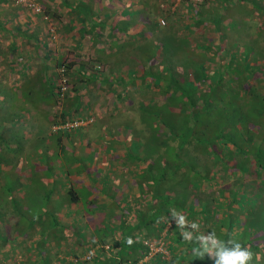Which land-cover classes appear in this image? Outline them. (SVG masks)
<instances>
[{"label":"trees","instance_id":"16d2710c","mask_svg":"<svg viewBox=\"0 0 264 264\" xmlns=\"http://www.w3.org/2000/svg\"><path fill=\"white\" fill-rule=\"evenodd\" d=\"M92 1L80 0L72 6L68 5V0H61V3L64 8L69 9L70 13L80 11L91 15L95 7L97 14L104 12L105 8L102 6L104 0H96L97 6H93ZM160 1L167 4L174 0ZM185 1L184 9L190 12L192 7L189 0ZM252 6L258 10L264 9L258 1H254ZM39 8L40 10L36 12H40L44 18L60 16V6L54 9L47 5H40ZM165 10L172 12L168 7ZM136 11L137 9L134 10ZM195 17H191L190 21H185L184 25L192 26L199 23ZM230 19L226 25L228 28L234 27L237 22L236 19L233 20L234 18L230 17ZM220 20V15H218L213 23L217 30H220L218 28ZM103 22L105 21L99 22L98 29L102 27ZM112 27L123 33L126 30L125 24L120 22L114 23ZM147 30L153 36L149 37L148 41L156 40L158 48L148 56L141 55L140 46L143 42L137 39L142 38V33L139 29L133 31V53L130 54L131 58L123 55L124 58L121 61L128 63L129 59L132 61L135 59L138 71L124 84H121L124 79L120 78L119 86H121L117 91L118 98L122 99L129 96L126 93V85L133 86L132 89L138 95L133 99L131 108L138 117L139 121L136 123L143 124L150 130L144 133L142 141L132 138L127 148L130 154L125 155L126 158H130L131 151L134 150V153H137L138 148V154L147 153L149 157L147 172L139 178L136 177V181L139 182L136 187L138 193L133 197L139 202V199L146 196L147 206L144 204L141 207L139 203H136L135 206L133 204V210L130 211L127 208L126 211L112 217L117 219L115 224L119 237L115 241L111 240L108 246L109 255L93 254L91 261H69L70 263L60 262V264H214L213 259H208L210 254L208 251L204 252L203 260L192 254L194 247L197 251H203L197 234L207 236L211 232H215L216 237L221 240L218 242L228 249L233 247L230 241H236L244 247H249L253 253L250 264H264V47L257 55L256 50L252 52L251 45L243 44L242 48L246 52L241 54L235 49L232 50L231 46L236 45V41H232L225 48L227 56L225 62L230 71V78H233L235 83L221 85L208 82L205 84V73L216 76L218 72L216 73V68L209 71L201 66L205 62L216 60H219L217 65L223 64L220 60L225 54L219 53L221 45L218 44L210 53L212 49L207 45L203 49L200 48L201 59L192 60L190 58L180 61L178 57L177 62L172 61L171 63L166 53L168 49L173 50L174 46L169 48L167 46L176 40L177 34L172 32L169 37L173 38L170 39L159 36L165 30H161L152 20L147 23ZM71 64L72 62L66 61L65 58L57 59L54 63L56 70L59 67L63 68L66 77L68 76L67 69ZM130 65L128 64L129 68H132ZM219 68L225 71L223 67ZM55 74L57 75V72ZM194 75H196L195 78H193ZM57 86L56 83L54 92L52 89L49 91L54 93L55 104L59 102L62 109V100L68 89L60 100L56 90ZM147 91L150 93L148 97L146 96ZM175 94L180 95L176 97ZM157 101L166 106L157 105ZM168 107L173 111H164V108ZM62 115L63 112L60 117L61 122L66 119ZM60 121L55 118L51 124ZM137 129L140 131L139 127ZM191 146L196 153L204 152L207 157L211 158L212 165L203 166L196 162V158L193 159L194 161H186L182 156ZM135 156L133 154V157ZM137 158L140 156L137 155ZM213 166L218 167L227 175L235 174V177L228 185L218 187L215 194H209L203 198L199 194L201 190L213 188L212 184L219 177L212 169ZM13 167V165L9 167L10 171L0 170V227L6 212L20 217L26 214L18 211L19 198L15 197V190L25 187L27 183L19 180L17 185L13 182L7 184V190L12 191L2 189L4 182H1L5 174L14 179ZM192 167L194 170L190 172ZM173 174L178 177V181H171L174 178ZM245 175L252 177L250 183H246L243 179ZM74 198L72 197L71 200ZM129 213H132V219L127 220ZM173 213L183 215L190 223L196 222L200 225L199 229H186L189 231L191 240H185L182 237V230L177 227L175 221L168 224ZM31 215L32 217H29L31 225L37 224L38 220L40 224L46 221V227L40 228L37 224L41 232L56 222L53 214ZM48 215L51 216L49 219V221L52 220L51 222L47 220ZM21 228L20 225L13 226L14 231L23 232ZM2 234L0 230V247L6 241V237ZM6 235L8 237V233ZM129 237L133 240L132 244L128 243ZM159 237L168 250V256H161L158 252L148 256V246L144 240L154 242ZM36 249L40 252L42 248L38 244ZM217 250L212 248L211 253L214 255ZM146 255L147 257L144 258ZM257 255L261 257L259 261L256 258ZM30 264L51 263L46 254H40L37 260Z\"/></svg>","mask_w":264,"mask_h":264},{"label":"crops","instance_id":"0c3cea01","mask_svg":"<svg viewBox=\"0 0 264 264\" xmlns=\"http://www.w3.org/2000/svg\"><path fill=\"white\" fill-rule=\"evenodd\" d=\"M79 1L68 0V5L72 6ZM134 1L125 0L122 9L116 12L113 9L114 0H105V4L102 5L105 8L104 12L97 14L95 7L94 13L87 15L80 11L70 13L68 8H64L61 0H36V4L39 6L47 5L54 9L60 6V16L44 18L40 12L25 7L23 4L12 3V0H0V85L13 91L9 102H14L10 108L11 116L8 115L6 118H14L16 129H20L17 128L20 125L23 127L26 122L34 125L31 133L35 128L39 129L43 122L44 126L35 133L36 139L40 138L43 144L55 142L60 148L67 143L74 150L87 145L92 149L91 152L94 156L92 159L95 160L85 161L78 158L72 160L59 157L50 160V157L53 158L58 152L43 151V148L41 153H33L34 156L30 155L25 161L12 164L15 167L13 170L14 179L29 183L30 178L32 183L34 182L30 191L26 190L27 185L18 190V194L15 196L19 197L20 202L18 203L20 204L18 205L26 203V206L18 207V211L26 214L60 215L61 218H58L60 227L59 231L52 230V232L54 231L53 235H51V230L46 229V239L48 235H51L53 237L50 238L55 240L53 245L55 251L51 250V253L48 254L43 249L38 252L37 249L27 248L29 245L37 247L32 243H41L46 247L49 240L40 238V228L37 224L33 223L27 226L21 235H16L10 241L7 239L0 247V264L5 262L6 264H30L37 260L43 252L48 256L51 264L70 263L69 261H73L70 255L84 253L85 244L83 242L86 241H90L94 246L97 244L98 249L95 252L97 256L104 253L109 255L108 246L111 240L115 241L119 237L115 224L117 219L112 217L121 214L127 208L130 211L134 209L135 205L133 206L131 201L137 192L132 194L130 186L128 187L126 184L129 183V177L132 176V172L128 169L130 164L125 163L126 157L120 158L118 154L121 151L116 150L118 140L123 138V143L128 147L133 137L129 138L130 140L125 138L122 132L123 126L116 128L120 123L119 114L122 111L126 112L124 109L119 110L120 103L125 101L126 97L119 99L117 96L118 88L121 85L119 86L120 75L117 74V64L115 63L118 61V52L124 51L125 55V50L122 49L130 47L134 43L133 31L139 29L142 38H144L145 32L149 33L147 23L150 21V16L140 15L139 18H136L134 14L137 11L143 12L142 9H139L143 3L139 2L140 6L134 12L136 10L133 7ZM236 2L246 3V0H236ZM91 3L93 6H97L96 0ZM132 15L133 17H131ZM195 16V19L199 20L201 15L195 14ZM103 20L105 22L98 29L99 22ZM138 21L142 27L136 26ZM117 22L125 24L124 33L112 27ZM89 23L93 25L91 29H89ZM50 24L54 26L55 35L53 38L50 35ZM193 32L196 35V30ZM128 54L125 55L126 58ZM60 58L72 62L67 69L69 89L62 100L60 112H63L62 116L65 118L81 116L89 121L74 128L60 127L57 130H51V121L56 117H61V113H58L57 116L55 114V96L49 91L50 89L53 91L56 86L57 75L54 63ZM3 81H5L4 84ZM119 129H121L120 133H118ZM4 130L7 132V128ZM9 134L11 133L9 132ZM15 134L19 133L15 130ZM118 134L123 137H119ZM11 136L15 137L14 134ZM19 136H21L20 141L29 139V136L24 137L23 132ZM51 154L52 156H50ZM4 166L9 167L10 165ZM72 167L75 169L73 170ZM107 177L109 185L116 187L121 194L115 203L111 201V193H97L100 185L96 187V182L97 184L105 182ZM58 183L68 184L71 195H65L66 190L61 188ZM80 184H84V186L78 187ZM132 188L136 189V187ZM125 193L129 195L124 196ZM29 195H32V199L27 198ZM60 195L61 198L56 201L58 205L56 202H50ZM64 195L65 197H63ZM72 197H75L74 200H71ZM28 204H33L35 209L27 211ZM57 208L58 210H56ZM66 208L70 210L68 211ZM96 214L98 220L92 226L91 222ZM91 215L93 216L91 217ZM69 217L71 219L68 223L72 221L71 224L76 222L79 225V222H82L83 225L91 226L89 235L84 236L78 230L73 233L74 230H70L69 224L64 221ZM103 220L105 222H102ZM67 231L74 234V237L72 235L71 241L68 240L65 243L63 240H65L64 234ZM57 235L58 237L54 238ZM105 241L107 242L105 243ZM59 242H63L65 246L68 244L70 246V243L73 242L74 245L76 242L77 246L72 251H60L61 244ZM101 243L106 244L107 247L100 246L103 245Z\"/></svg>","mask_w":264,"mask_h":264},{"label":"rangeland","instance_id":"374dc122","mask_svg":"<svg viewBox=\"0 0 264 264\" xmlns=\"http://www.w3.org/2000/svg\"><path fill=\"white\" fill-rule=\"evenodd\" d=\"M33 1L36 2V0H33ZM104 2H105V0H104ZM139 2L141 4L143 3V6L139 7L140 6ZM188 2L190 3V5L192 7L190 12L189 11L187 12L184 9L185 5H186L185 0H174L172 3H167V4L164 3L163 1H160V0H138V2H136V0H135L133 2L134 9H137L139 7V9L140 10L142 9L143 12L139 11V12H136L134 15L136 16V18L137 17L139 18L140 15L141 16L149 15L150 21L151 20L154 21V23H156V25L158 27H160L161 30H165L164 33L162 31V34H160L159 36H164L165 38L170 39V38H173V37H169L172 32L177 34L176 37L178 38V40H177V38H175L176 40H173V42H170V44H168V46H167L168 48L174 46L173 50L167 48L168 51L166 53V56L168 58L170 57L171 63H173L172 61L177 62L179 60V59H177L178 57H180V61L189 60L190 58H192V60H194V59L196 60V58L201 59L200 48L203 49V47L205 45H207L210 49H212L209 51V53H210L211 51H214L215 47L218 44L221 45L222 47H221L219 53L221 55L225 54V56H223V58H221V60H220L221 63H223V64L217 65L216 63H218L219 60H216L214 62H205V64H203L201 66L203 68L209 69V71L211 69L216 68L217 69L216 73L218 72V75H216V76L215 75L211 76L209 73H205V75H206L205 84L208 82H211V83L214 82L215 84H221V85H229V84L235 83V80L233 78H230V74H229L230 71L227 67V64H226L227 62H225V60L227 59V56L225 53V48H227L232 43V41L233 42L236 41V45L234 44V46H231L232 50L235 49V51H237V52L239 51L241 54H244L246 52V50H244V48H242L243 47L242 45L248 44V46L249 45L252 46V49H253L252 52H254L256 50L258 52L257 55L259 53H261V50L264 47V9L258 10V8H255L254 6H252V5H254V0H246V3L236 2V0H189ZM12 3L23 4L25 7H27L24 3L20 2V1L16 2L15 0H12ZM258 3H259V5L264 7V0H258ZM124 5H125V0H116V1L114 0L113 9H114V11L116 10V12L117 11L119 12V10L122 9V7ZM167 7L169 8V10H172V12L165 10V8H167ZM147 10L150 12H148ZM195 14L201 15L200 16L201 19L199 17V23H197L195 25L193 24L192 26L191 25H187V26L184 25L186 23L185 21H188V20L190 21L191 17L192 18L195 17ZM218 15H220V18H221L220 24L218 25V28H220V30H217L216 27L213 25V23L216 21ZM131 17H133V15ZM230 17L234 18L233 20L236 19L237 22H236V25L234 27L228 28V27H226V25H227V22L229 20H231ZM160 20H162L163 22H160ZM138 22H137V25L135 23L136 26L140 25V22L139 23ZM128 24L130 25L132 23H128ZM230 25L232 26V24H230ZM91 26H93L92 23H89V29H91ZM228 26H229V24H228ZM141 27H142V25H141ZM49 30L51 32L50 35L53 38L55 35L53 24H50ZM195 30H196V35L193 32ZM222 34H223V36H221ZM139 35H140V33H139ZM146 36H147V38H145ZM149 37L151 38L153 36L150 33L145 32L144 38H140V39L138 38L137 39L138 41L143 42L142 45L140 46L141 55H143V56H148L149 54L152 53L153 50L156 51L158 48V46H157L158 43H155L156 40H151L149 42L148 41ZM144 39H145V41H144ZM151 42H154V43H151ZM172 43H174V45H172ZM133 44H132V46H130L126 49H122V50H125V55L129 53L128 56L130 58H131V55L133 53V50L131 52V49L134 46ZM236 46H237V50H236ZM118 53H119L117 56L118 61L115 62L117 64V68H116L117 74L120 75L118 80H120V78H123L124 80L121 84H124L125 82L129 81L130 78H132V75L136 71H138V68L135 65V63H136L135 59L133 61H132V59H129L128 63L126 61H121L124 58V57H122L124 55V51H121ZM128 64H131L130 66L132 68H129ZM176 64H179V63H176ZM218 66L223 67L225 69V71H223V69H220ZM55 71H57V70L55 69ZM219 75H220V77H219ZM195 76L196 75H194L193 78H195ZM198 78L200 79L199 76H198ZM67 80H68V89H69V78H68V76H67ZM4 83H5V81H3V84ZM135 85L137 86V82ZM132 87L133 86H131V85L130 86L126 85V88H125L126 93H128L129 96L126 97L125 101L123 100V102L120 103V107H119V110L124 109L126 112L122 111L119 114L118 119H119L120 123H118L116 128L123 126V128H122L123 135L128 140H130L129 138L133 137V138H137V140L142 141L144 133H146V131H148L149 128L143 126V124H137L136 123L139 120H138V117L135 116V112L132 111L131 108L133 105V99L135 97H137L138 95L132 89ZM146 94H147L146 95L147 97L150 96V93L148 91L146 92ZM179 95L180 94H175L176 97H179ZM12 96H13V91H10V89L6 88V86L0 85V170L8 171L11 168V165L14 164V162L16 164L23 162L30 155L34 156L33 153H35V154L41 153L40 151L43 148H44L43 151L44 150H50L53 152H56V151L58 152V154L54 156L56 158L50 157V160H55V159H57V157H59V158H63V159H72L73 160V159L78 158L80 160L83 159L85 161H95L92 159L94 157L93 153L91 152L92 149H90L87 145H83L80 148H77L76 150H74V148H71L67 143L60 148L58 146V144L55 142L49 143V144H43V142H41L40 138L36 139L35 133L40 131V129L44 126L43 122H41L39 129H36V128L34 129L33 133H31V129L35 126L28 124L27 122L24 124L23 127L21 125L19 127H17L20 129H16V126H15L16 121L14 120V118L13 117L6 118V116H8V115L11 116L12 110L10 108H11V106L14 105V102L11 103L9 101L11 100ZM163 104L164 103L157 101V105H160L161 107L166 106ZM54 111H55V114L57 116L58 113L61 111L59 104H57V103L55 104V110ZM164 111L172 112L173 110L170 107H168V108H164ZM75 117L76 116H74V118ZM79 117H81V116H79ZM138 127L140 128V131L137 129ZM5 128H7V132H6V130H4ZM15 130L19 134H21L23 132L24 137L29 136L30 133H31V136L28 137L29 138L28 141H25V140L20 141L21 136H19V134L16 135ZM9 132L12 135L14 134L15 137H12L11 134H9ZM120 132H121V129L118 130V133H120ZM118 136L123 137L120 134H118ZM122 139L118 140L119 141L117 144L118 146H116L117 147L116 150L121 151L118 154V156L120 158L126 157L127 154L128 155L130 154L128 152L127 145H125L123 143ZM138 151H139L138 148H137V153H134V150L131 151L132 155L130 156V158L124 159L125 163L130 164V167H128V169L131 172H133L132 176L129 177L130 178L129 183H126L128 185V187L130 186V191L132 194H135L136 192L138 193L137 188L136 189L132 188V187H137V185H139L138 184L139 182L136 181V177L139 178V176H142L143 173L147 172V169H148L147 166L150 163L147 153H145V155H143V153L138 154ZM97 152H98V150H97ZM133 154L136 156L133 157ZM137 155L140 156V158H137ZM50 156H52V154ZM141 157H142V159H141ZM182 157L186 161H192L194 158H196V162H199V163H201V165L208 166V167L211 166L213 163L212 159L207 157V155L204 152L199 153V151H198V153H196L192 146L188 147L186 152L183 153ZM4 165H10L9 166L10 168L5 167ZM14 168L15 167H13V169ZM72 169L74 170L75 167H72ZM212 169H214L215 173L219 177L216 180V182L212 184V186H214L213 188H206L204 190H201V192L199 194L203 198H205L209 194H215L218 187L223 186V185H228L229 183H231L234 180V177H235V174H228L227 175L226 173L222 172V170H220L218 167L216 168L215 166H213ZM193 170L194 169L192 167L190 169V172H192ZM4 171H2V172H4ZM211 171H213V170H211ZM172 177H174V178L171 181H178V177L175 176V174H173ZM243 177H244L243 179L245 180L246 183L247 182L250 183L252 181V177H249L248 175H245ZM0 178H1V176H0ZM18 181L19 180H17V179L10 178V176L8 174H5V176L3 177V180L1 182V183L4 182V186H2L3 187L2 189H4V190L6 189V191H8V192L12 191V190H7V184L13 182V183H16V185H17ZM108 182H109L108 177H107V180L105 182H100L98 184L96 182V187L100 185V189L97 190V193L98 194L99 193H102V194L111 193L112 194L111 201H114V203H115L116 201L119 200V197L121 194H120V191L116 187H112V185H109ZM33 184H34V182L32 183V180L29 178V183H27V186H26L27 189L26 190L30 191ZM58 184H60V183H58ZM131 185H132V187H131ZM60 186H61V188L66 190L65 195H68V196L71 195V190L69 189L68 184L67 185H65V184L61 185L60 184ZM80 186H84V184L78 185V187H80ZM247 186H248V184H247ZM108 187H110V188L108 189ZM18 190H19V188L16 189L15 196H16V194H18L17 193ZM13 194H14V191H13ZM132 194H130V195L132 196ZM65 195L63 197H65ZM128 195L129 194L125 193L124 196H128ZM22 197H26V196H22ZM27 198L32 199V195L27 196ZM60 198H61V195L58 198H56L50 202L55 203ZM142 198L139 199V202L136 200V198H133V200L131 202L134 205H136V203H139L140 206L142 207V205L146 204L145 201L147 200V197L144 196ZM18 202H20V201L18 200ZM18 204H20V203H18ZM24 204L25 205H18V207L26 206V203H24ZM28 205H29V207L27 208V211H32L35 209L33 207V204H28ZM57 205H58V203H57ZM144 206H147V204ZM66 209L68 211L70 210L69 208H66ZM56 210H58V208ZM9 213L10 212H8V213L6 212L4 214L3 219H2L3 223H1L2 225L0 227V230L3 233L2 236L4 235L3 237H6V240L8 239V241L13 240V238H15L16 235L22 234L21 231H14L13 226L20 225L22 227L21 230L24 231L27 226L31 225L29 217H32L31 214H25V215H22V217H20V216L14 215L12 213L11 214H9ZM85 216L87 217L88 215H85ZM92 216L93 215H91V217ZM54 217L56 218V222L52 223V225L49 224L51 226L48 227V230H51V235L54 234V231L52 232V230L59 228V226H56V225L58 224V221H57L58 218H61L60 215H54ZM127 217H128L127 220H129L130 218L132 219V213L127 214ZM50 218H51V216L48 215L47 220L49 221ZM78 218H81V217H78ZM70 219L71 218L69 217V218H66L64 221H65V223L69 224L70 230H74L73 233H76V231L78 230V231L82 232L84 234V236L89 235V233L91 231V226L83 225L82 222H79L80 223L79 225L76 222L71 224L72 221H70L68 223V221ZM88 219H89V217H88ZM97 220H98V218H97V214H96V215H94V220L91 222V225L93 226V223L95 221L97 222ZM51 221H49V222H51ZM172 221H174V219L169 220L168 224L171 223ZM37 222H38L37 224H39L40 228L46 227V221L45 220L43 221L42 224H40L39 220ZM102 222H105V220H103ZM77 227H80V228H77ZM188 229H191V227H189ZM48 230H47V232H48ZM57 231H59V229H57ZM67 232L64 234L65 240H63V241L65 243L68 242V240L71 241V239L74 237V234L69 233V231H67ZM96 232H97V230H96ZM6 233H8V237H7ZM51 235H48L47 239H49V240L47 241L48 244L46 245V247H45V245L44 246L41 245V243H32V244H36V246L39 244L41 246V248L43 249V251L45 250L48 254H50L51 250L55 251L54 246H53L55 243L54 242L55 240L54 239L52 240L50 238V237H53ZM65 235H68V236H65ZM72 235H73V237H72ZM203 235H205V234H203ZM42 237L44 239H46V229L43 232L40 231V238H42ZM57 237H58V235L54 238H57ZM159 238H157V240ZM145 240H147V239H145ZM58 241H60V240H58ZM149 241H151V240H149ZM106 242L107 241H105V243ZM59 243L61 244L60 251L61 250L72 251V250H75L74 247L77 246L76 242L74 245H73L74 242L72 244L70 243V246H69V244L67 246L63 245V242H59ZM83 243L85 244V251L84 252H87L90 248H92L91 249V255L93 256V254H95V252L98 249L97 244L94 246V244L90 243V241H86ZM101 244H103V243H101ZM164 245L165 244H163L162 246H164ZM27 248H30L32 250L36 249L33 245H29ZM43 254H45V253L43 252ZM71 256L72 255H70V257ZM167 256H168V251H167ZM146 257L147 256H145L144 258H146ZM90 261H91V259H90ZM2 264H6V262L2 263Z\"/></svg>","mask_w":264,"mask_h":264},{"label":"clouds","instance_id":"9594fccd","mask_svg":"<svg viewBox=\"0 0 264 264\" xmlns=\"http://www.w3.org/2000/svg\"><path fill=\"white\" fill-rule=\"evenodd\" d=\"M172 219H174L176 222L177 227L182 230L181 235L185 240H191L189 231H186L185 229H188L189 227L193 229H199L200 226L196 222L189 223L185 216L177 215L176 213L172 214ZM197 233H199V231ZM197 239L200 241L203 251H197V248L194 247L192 249V254L201 260L205 258V251L210 253L208 259H213L214 264H250V261L252 260L253 253L249 247H244L236 241H230L233 244V247L228 249L223 246L222 243L218 242L221 240L216 237L215 232H211L207 236L203 234H197ZM209 241H211V245H209ZM128 243H133L131 237L128 238ZM212 248L218 249L214 255L211 253ZM256 258L258 261L261 259L259 255H257Z\"/></svg>","mask_w":264,"mask_h":264},{"label":"built area","instance_id":"2783aa9c","mask_svg":"<svg viewBox=\"0 0 264 264\" xmlns=\"http://www.w3.org/2000/svg\"><path fill=\"white\" fill-rule=\"evenodd\" d=\"M16 2H22L24 3L27 7L33 9L34 11H39L40 8L39 6L33 1V0H15ZM160 22H163L160 20ZM53 30V29H52ZM57 94L59 99L61 100L64 96L65 91L68 89V80L66 75L63 73V68L59 67L57 68ZM59 103V102H58ZM57 103V104H58ZM59 121L60 118L56 117ZM89 121L87 118L83 117H75V118H66L63 122L59 123H52L51 124V129H56L59 127H64V128H69V127H75L78 125H81L85 122ZM144 243L148 246V256L152 253H160L161 256H167V249L166 246H162L164 243L163 241L159 238L158 240L151 242L148 240H144ZM103 246L104 248L107 247L106 244L100 245ZM147 256V255H146ZM91 258V250L82 253L81 255H72L71 260L73 261H78V260H85L88 261Z\"/></svg>","mask_w":264,"mask_h":264}]
</instances>
